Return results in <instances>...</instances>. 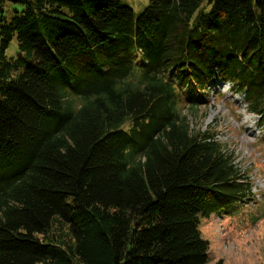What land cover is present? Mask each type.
<instances>
[{"label":"trees","instance_id":"1","mask_svg":"<svg viewBox=\"0 0 264 264\" xmlns=\"http://www.w3.org/2000/svg\"><path fill=\"white\" fill-rule=\"evenodd\" d=\"M219 82L264 126V0H0V264H208L253 198L181 111Z\"/></svg>","mask_w":264,"mask_h":264},{"label":"rangeland","instance_id":"2","mask_svg":"<svg viewBox=\"0 0 264 264\" xmlns=\"http://www.w3.org/2000/svg\"><path fill=\"white\" fill-rule=\"evenodd\" d=\"M125 1L141 13L150 0ZM14 48L15 42L11 50ZM207 95L197 101L198 105L181 103L182 113L194 132L210 134L235 156L244 175L241 180L250 182L253 193L261 198L245 203L235 214L201 219V231L210 243L208 264L220 259L227 264H264V127L230 83L215 84ZM54 226V233L70 237L67 222L58 218Z\"/></svg>","mask_w":264,"mask_h":264}]
</instances>
